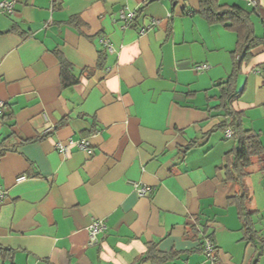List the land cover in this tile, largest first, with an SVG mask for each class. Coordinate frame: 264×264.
Here are the masks:
<instances>
[{
  "label": "crops",
  "instance_id": "crops-1",
  "mask_svg": "<svg viewBox=\"0 0 264 264\" xmlns=\"http://www.w3.org/2000/svg\"><path fill=\"white\" fill-rule=\"evenodd\" d=\"M219 1L252 10L264 36V0ZM197 9L198 0H16L0 12V141L16 143L0 155V245L9 248L0 264H264L243 238L231 201L239 187L220 169L236 145L219 127L217 86L236 34ZM121 10L134 13L126 28ZM60 56L76 82L62 85ZM263 67L260 45L242 64L233 107L264 148ZM82 139L91 155L74 144ZM262 165L254 159L245 185L264 236ZM142 186L150 193L140 196ZM95 219L107 228L89 244ZM152 245L175 257L139 263Z\"/></svg>",
  "mask_w": 264,
  "mask_h": 264
},
{
  "label": "trees",
  "instance_id": "trees-1",
  "mask_svg": "<svg viewBox=\"0 0 264 264\" xmlns=\"http://www.w3.org/2000/svg\"><path fill=\"white\" fill-rule=\"evenodd\" d=\"M174 1V0H172ZM197 13L200 14L209 24H220L230 29L236 34V44L231 52L232 68L231 72L225 79L219 81L220 105L223 108L225 120L219 127L225 131H232L231 138H234L236 145L225 153L224 162L220 166L223 170L224 180L227 182L236 183L239 187L238 192L231 197V201L238 208V215L242 224L243 238L251 243L254 252L257 255L264 253V236L257 233L253 217L256 212L251 211L249 203V192L245 185V178L250 173V167L254 163L263 161L264 148L261 144L259 135L250 130L245 129L242 125V114L234 109L233 103L238 99L240 92L236 91V79L241 71L242 64L247 62L252 57V50L260 45L264 47V36L258 37L254 34L253 22L251 20L252 10H246L236 4H224L219 0H198ZM61 81L62 85H69L76 82L75 79H69V64L60 56ZM264 76V67L262 69ZM9 117V115L7 116ZM13 136L10 134L0 141V155L16 147V143H10L9 139ZM195 145L191 142L185 149ZM262 167H264L262 165ZM190 231L196 232L195 225L190 227ZM202 232V230H201ZM205 235L200 244V249L203 250V242L210 239L209 235ZM212 241V239H210ZM213 243V242H212ZM216 247L213 244V255L217 259ZM9 253V248L0 245V255ZM174 253L164 254L157 250L156 245L149 246L145 256L141 257L139 263L147 260H156L161 262L167 259H173ZM256 259L249 264H256ZM138 264V263H137Z\"/></svg>",
  "mask_w": 264,
  "mask_h": 264
},
{
  "label": "built area",
  "instance_id": "built-area-1",
  "mask_svg": "<svg viewBox=\"0 0 264 264\" xmlns=\"http://www.w3.org/2000/svg\"><path fill=\"white\" fill-rule=\"evenodd\" d=\"M52 2H55V0H51ZM16 0H1L0 1V12L1 13H5V14H10L13 11V7L15 4ZM246 2L253 6L256 7L257 4V0H246ZM119 17L122 19V21L124 22L122 27L126 28L129 23H131L133 17H134V13L133 12H128L125 13L122 10L119 13ZM156 22V20H153L152 22H150L148 25H146L143 29H141V33H144V31L148 28H150L154 23ZM102 43L104 44L107 52H113L114 48L113 46L110 44V42L108 41V39H102ZM208 66L206 64H197L195 66L196 69L198 70H203L206 69ZM4 107V102L2 100H0V114L2 113V109ZM225 136L227 138L232 136V131L230 129H227L225 131ZM75 142V141H73ZM71 142V143H73ZM76 145V147H78L79 149H82L84 151H86L88 154H92L93 151L92 149H90L89 147V142L86 139H82V140H78L74 143ZM56 148L58 150H60L61 152H65L66 151V147L62 146V145H56ZM23 177H20V179H22ZM151 188L148 186H142L140 187V189L138 190V194L140 196H145L146 194L150 193ZM3 198V194L0 192V199ZM107 226L104 220L102 219H95L92 220L91 224L88 227V233H89V244H94L97 242L98 240V234L104 233L106 230ZM203 251L205 253V255L207 256V258H209L212 262H214L215 257L213 255V243L210 239H206L203 242Z\"/></svg>",
  "mask_w": 264,
  "mask_h": 264
}]
</instances>
